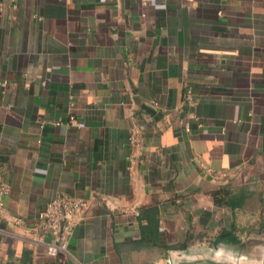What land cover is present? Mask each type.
I'll return each instance as SVG.
<instances>
[{"label": "crops", "instance_id": "0c3cea01", "mask_svg": "<svg viewBox=\"0 0 264 264\" xmlns=\"http://www.w3.org/2000/svg\"><path fill=\"white\" fill-rule=\"evenodd\" d=\"M2 183L0 264H166L228 247L222 230L258 239L264 0H0ZM61 194L87 209L52 258L34 226Z\"/></svg>", "mask_w": 264, "mask_h": 264}, {"label": "built area", "instance_id": "2783aa9c", "mask_svg": "<svg viewBox=\"0 0 264 264\" xmlns=\"http://www.w3.org/2000/svg\"><path fill=\"white\" fill-rule=\"evenodd\" d=\"M192 91L186 90L185 100L191 102ZM192 117V115H188ZM79 128L82 123H76ZM136 142V133L132 131L129 136V143ZM7 184H0V198L7 193ZM2 206L0 201V207ZM87 209V203L82 198L68 195H58L47 202L42 211L39 212L37 223L34 226L33 243L40 247L48 257H56L64 252L73 235L76 224L83 218ZM15 224H22L21 218H13Z\"/></svg>", "mask_w": 264, "mask_h": 264}, {"label": "rangeland", "instance_id": "374dc122", "mask_svg": "<svg viewBox=\"0 0 264 264\" xmlns=\"http://www.w3.org/2000/svg\"><path fill=\"white\" fill-rule=\"evenodd\" d=\"M264 253V230L258 239L245 241L241 249L235 250L230 247L219 249H205L185 254L186 257L172 256V262L184 264H215V263H239V264H262ZM174 255V254H173ZM168 264V262L166 263Z\"/></svg>", "mask_w": 264, "mask_h": 264}, {"label": "trees", "instance_id": "16d2710c", "mask_svg": "<svg viewBox=\"0 0 264 264\" xmlns=\"http://www.w3.org/2000/svg\"><path fill=\"white\" fill-rule=\"evenodd\" d=\"M218 193H213L214 197L217 196ZM263 204H264V197H263ZM231 206V205H230ZM233 206H237V203L233 204ZM264 230V218L261 219L260 224L258 225V233L262 232ZM213 246H218L220 244L226 245L228 247H231L235 250H239L242 247V243L239 239V237L235 233V229L232 228L231 230H222L214 239Z\"/></svg>", "mask_w": 264, "mask_h": 264}, {"label": "water", "instance_id": "95a60500", "mask_svg": "<svg viewBox=\"0 0 264 264\" xmlns=\"http://www.w3.org/2000/svg\"><path fill=\"white\" fill-rule=\"evenodd\" d=\"M175 255H179V256H181L182 258H183V257H186L185 254H174V255H171V257L168 259V264H174V263L172 262V256H173V258H174ZM175 264H184V263H179V262H178V263H175ZM215 264H224V263H215ZM231 264H239V263H231ZM262 264H264V253H263Z\"/></svg>", "mask_w": 264, "mask_h": 264}]
</instances>
